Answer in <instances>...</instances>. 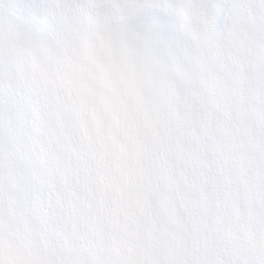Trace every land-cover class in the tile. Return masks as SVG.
Returning <instances> with one entry per match:
<instances>
[{"label":"clouds","instance_id":"obj_1","mask_svg":"<svg viewBox=\"0 0 264 264\" xmlns=\"http://www.w3.org/2000/svg\"><path fill=\"white\" fill-rule=\"evenodd\" d=\"M0 264H264V0H0Z\"/></svg>","mask_w":264,"mask_h":264}]
</instances>
